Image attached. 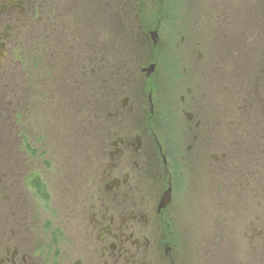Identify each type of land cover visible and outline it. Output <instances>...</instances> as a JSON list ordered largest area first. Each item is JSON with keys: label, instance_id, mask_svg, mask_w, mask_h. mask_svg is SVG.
<instances>
[{"label": "flooded vegetation", "instance_id": "1", "mask_svg": "<svg viewBox=\"0 0 264 264\" xmlns=\"http://www.w3.org/2000/svg\"><path fill=\"white\" fill-rule=\"evenodd\" d=\"M226 7L239 19L222 17L203 67L204 8L186 0L195 72L166 98L175 124L155 110V70H142L153 61L110 76L106 137L80 166L78 151L63 154V117L45 109L61 64L86 52L79 30L60 0H0V264H264V28L252 7L241 21Z\"/></svg>", "mask_w": 264, "mask_h": 264}, {"label": "rangeland", "instance_id": "2", "mask_svg": "<svg viewBox=\"0 0 264 264\" xmlns=\"http://www.w3.org/2000/svg\"><path fill=\"white\" fill-rule=\"evenodd\" d=\"M60 2L63 24H74L79 30L80 42L86 46V52L81 53L80 57L61 64L62 86L57 89L55 87L53 90L55 98L45 107L48 119L53 124H56L55 121L59 122L61 117L64 119L62 132L64 138L67 137L68 140L64 139L62 142L64 156L71 161L72 155L78 151L81 166L86 161L88 153L94 151L98 154L101 150L99 145L103 137H106L105 106L110 100L107 96L110 76L115 79V84L122 80L121 76L130 77L152 53L150 46L141 39L146 31L143 21L147 26L153 22L159 23L156 46L158 63L154 71L159 85L154 91L155 110L166 122L169 120V126L172 127L175 124L173 120L179 116L177 114L179 106L178 103L174 105L171 101H166V98L170 93L171 99L172 94L178 99L185 89L184 79H180V76L187 69L190 76L195 72L192 60L187 59L184 38L186 0H60ZM198 2L204 8V16L202 19L198 18L196 27L193 25L192 28L199 29L202 26L205 29L201 37L195 35L197 40L193 45L194 54L199 49L204 54L203 67L209 56L212 57V53L216 51L219 28H222L224 22L222 17H227L224 25L229 23L230 19L236 22L239 18L235 14L238 12L241 21L242 17L249 11L252 13L253 9L256 30L264 28V0H198ZM227 5L234 9L232 12L235 17L230 18L226 10ZM67 32L68 30L63 33ZM92 45L95 46L96 53L90 55L88 49H91ZM108 52H112L111 60L106 59ZM174 74L178 79H173ZM207 76L209 77V74ZM241 95L243 100L246 94L241 91ZM234 96L229 94V97L224 99V104L232 103ZM34 97L38 99L37 95ZM130 111L131 109H125L123 112L126 114V120L131 119ZM75 119H78L79 127L77 139L72 133Z\"/></svg>", "mask_w": 264, "mask_h": 264}, {"label": "trees", "instance_id": "3", "mask_svg": "<svg viewBox=\"0 0 264 264\" xmlns=\"http://www.w3.org/2000/svg\"><path fill=\"white\" fill-rule=\"evenodd\" d=\"M143 24H144V26H145V35H144V37H143V34H142V41L144 42V43H146V44H148L149 46H150V51H152V53L150 54V56H148L147 57V59L145 60H143V62L142 63H144V62H151V61H153V62H155V63H158V53H157V50H156V47L155 48H152L151 47V43H149V41H150V39H148V37H147V35H148V30H150V29H152L153 27H155L157 24H156V22H153L151 25H148L147 26V24H145L144 23V21H143ZM127 35V34H126ZM125 38H126V36H125ZM175 64H176V62H175ZM173 73V72H172ZM158 85H159V83L158 82H156V84H154V85H151V84H149L147 87L149 88V89H151L152 91H156V89L158 88Z\"/></svg>", "mask_w": 264, "mask_h": 264}, {"label": "water", "instance_id": "4", "mask_svg": "<svg viewBox=\"0 0 264 264\" xmlns=\"http://www.w3.org/2000/svg\"><path fill=\"white\" fill-rule=\"evenodd\" d=\"M151 37H152V39H153V41L155 43L156 42V37H157L156 30L151 32ZM154 67H155V64L152 63V64L148 65L147 67L143 68L142 70L146 71L147 75H149L151 72H153ZM166 200H167V198H166V195H165L164 198L162 199V204L165 203Z\"/></svg>", "mask_w": 264, "mask_h": 264}]
</instances>
